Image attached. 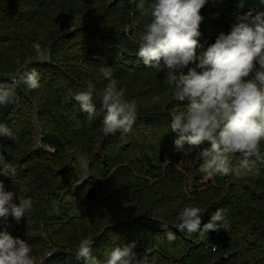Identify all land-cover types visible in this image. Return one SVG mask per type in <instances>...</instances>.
Returning a JSON list of instances; mask_svg holds the SVG:
<instances>
[{
	"label": "trees",
	"instance_id": "trees-1",
	"mask_svg": "<svg viewBox=\"0 0 264 264\" xmlns=\"http://www.w3.org/2000/svg\"><path fill=\"white\" fill-rule=\"evenodd\" d=\"M144 2L147 7L151 0ZM245 11L237 0H209L200 26L208 43L201 39L198 55L221 32L227 34L232 18ZM148 20L130 0H0V82L32 69L40 81L31 91L20 84L15 102L0 106V123L13 133L12 139L0 138V165L7 162L17 169L15 177L0 179L6 191L33 202L19 222L9 218L8 231L25 239L35 257L36 252L52 251V258L42 264H67L58 241L71 243L78 238L76 226L83 235L86 223L98 227L90 236L92 254L101 262L114 247L134 244L137 258L147 256L150 264H264V142L261 159L250 173L216 175L202 184L201 149L185 144L178 151V136L170 129V112L185 110L186 102L161 105L164 87L151 86L147 73L156 70L166 79V70L145 67L136 55ZM104 68L111 70L126 99L136 103L137 119L127 134L105 137L102 132L100 94L108 83ZM89 82L95 86L93 116L74 100ZM34 118L42 144L55 154L35 148ZM71 154L87 159L86 179L78 172L51 169V164L68 163ZM239 159L237 154L230 162L235 166ZM19 164L26 165L19 169ZM75 185L78 201L71 206L67 198ZM188 206L201 209V226L217 209L223 210L227 228L205 234L178 231L179 213ZM75 208L80 215L74 214ZM166 231L174 233V241ZM69 264L83 261L72 259Z\"/></svg>",
	"mask_w": 264,
	"mask_h": 264
},
{
	"label": "clouds",
	"instance_id": "clouds-1",
	"mask_svg": "<svg viewBox=\"0 0 264 264\" xmlns=\"http://www.w3.org/2000/svg\"><path fill=\"white\" fill-rule=\"evenodd\" d=\"M130 2L149 17L139 34L136 55L145 67L166 70L167 83L175 89L174 98L186 102L185 110L169 114L171 132L178 136L175 148L182 151L185 144L200 148V171L207 178L250 173L261 159L264 142V10L253 7L237 14L230 31L221 32L198 55L197 50L203 47L201 13L209 0H151L147 7L144 0ZM258 3L264 6V0ZM34 48L43 58L41 46L35 44ZM16 63H20L19 59ZM102 74L108 80L100 94L105 112L102 132L105 137L117 132L127 134L137 119L136 103L126 99L125 90L118 88L109 68L102 69ZM20 84L30 91L38 89V72H18L10 82H0V106L15 102ZM94 92L95 86L89 82L74 96L80 110L89 116L96 112ZM3 137L12 139L13 133L0 123V138ZM205 144L208 146L201 147ZM237 154L242 159L233 166L230 157ZM16 175L17 169L11 163L0 165V176L11 179ZM32 207L30 197L19 198L15 192L6 191L4 180L0 179V264H37L29 243L8 231L12 226L9 218L19 222ZM74 214L80 215L79 210ZM202 217L199 207H185L179 213L176 228L189 234L227 228L221 209L211 214L203 226ZM165 235L169 241L175 240L173 232L166 231ZM92 244L89 238L81 239L75 259L83 264H150L147 256L137 258L134 244L114 247L101 262L93 256ZM53 254L49 251L48 257Z\"/></svg>",
	"mask_w": 264,
	"mask_h": 264
},
{
	"label": "rangeland",
	"instance_id": "rangeland-1",
	"mask_svg": "<svg viewBox=\"0 0 264 264\" xmlns=\"http://www.w3.org/2000/svg\"><path fill=\"white\" fill-rule=\"evenodd\" d=\"M237 1H238L239 5L245 10H248L250 8H253V7L258 8L260 10H264V6L259 5L258 0H237ZM235 17L232 18L233 22H235ZM201 39L204 40L203 44L207 42L206 38H204L203 36H201ZM199 52H202V50H200ZM145 74H146V72L144 74H142L141 78H143L145 76ZM147 74H148L147 77L149 79L148 83H151V86H153V85H161V86L164 87L165 91H164V93H163V95L161 97V105L170 104V103L176 101V99L174 98L175 89L173 87L169 86V84L167 83L166 79H163V78H161L159 76L158 71L151 70ZM152 105L153 106H160V103L157 102V101H153ZM34 121L35 122H33V123H36V126L38 127L37 136H35L34 139H33V141L35 143V148L37 150L44 149V151H46V152H48L50 154H55V150H53L49 146H45V145L42 144V142H41V140H42L41 129H40V127L37 124L36 118H34ZM71 155H72V157H71V159L69 160L68 163H66V164L63 163V164H60V165H57V163L51 164V165H53V167H51V169L63 168V171H67V172L71 171L72 174H76L78 172L79 174L82 175V177L84 179H86L88 177V161H87V159L85 157H83L82 155H80V154H71ZM2 160L3 159L0 156V161H2ZM77 163H78V167H77ZM25 165L26 164H21V165L19 164V165H17V167L20 169L21 167H25ZM61 172H62V169H60V171L58 173H61ZM26 176H27V174H26ZM211 180H212V177L211 178H207L206 175H205L204 178H203L202 184L203 185H207V184H209V182ZM30 181H31L30 178H27L26 182L29 183ZM78 185H75L71 189V192H70V194H69V196L67 198V204L68 205L77 206V201L78 200L75 198V193H76V188H77ZM74 210H77V208H75ZM77 218H78V216H77ZM91 224H92L91 227H89L90 224H87V223L84 225V227H83V235H81L80 226H76V233L78 234V238H73L71 243L66 244L64 242L58 241L59 245H61L60 247H62L61 249H64V252H66V254L68 255V256L64 257L65 262L67 264H69L72 261V259H74L75 262L81 263V261H77L75 259V251H76V248H77V246H78V244H79L81 239H84V238L91 239L90 234H93L94 232H96L98 230V227L94 223H91ZM42 227H44V226L42 225ZM70 228L71 227L68 226V227H65L64 230H67V229H70ZM86 229L88 231H86ZM42 234H43L42 238L45 241H47L46 240L47 237H45L44 233H42ZM47 243L49 245V248H52L51 243L48 242V241H47ZM48 252H46V253L36 252L37 264H40L41 261L44 262L45 259L52 258V256L48 257Z\"/></svg>",
	"mask_w": 264,
	"mask_h": 264
}]
</instances>
